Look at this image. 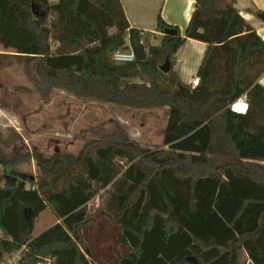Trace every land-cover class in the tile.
Returning a JSON list of instances; mask_svg holds the SVG:
<instances>
[{
  "label": "trees",
  "instance_id": "1",
  "mask_svg": "<svg viewBox=\"0 0 264 264\" xmlns=\"http://www.w3.org/2000/svg\"><path fill=\"white\" fill-rule=\"evenodd\" d=\"M193 1L185 37L150 45L131 28L121 0H0V45L36 63L45 85L129 109H169L167 150L140 148L124 129L76 157L47 159L16 147L9 158L0 145V258L24 250L25 264H240L244 253L264 264V88L257 84L264 42L234 2ZM171 28L158 17V32ZM190 39L209 45L195 90L174 70ZM140 44L145 62L113 60ZM220 68L225 86L214 93L208 85ZM244 95L247 113L233 112ZM217 141L229 159L212 158ZM28 159L40 179L16 170ZM108 188L105 207L89 220V204ZM26 208L37 217L51 209L58 223L33 236Z\"/></svg>",
  "mask_w": 264,
  "mask_h": 264
},
{
  "label": "rangeland",
  "instance_id": "2",
  "mask_svg": "<svg viewBox=\"0 0 264 264\" xmlns=\"http://www.w3.org/2000/svg\"><path fill=\"white\" fill-rule=\"evenodd\" d=\"M232 2L221 0L220 7ZM148 38L150 45L161 44V39ZM13 61L17 63L16 69L10 74H0V83L5 84L0 90V145L9 158L16 157V147L21 154L38 152L47 159L56 155L76 157L89 144L106 142L107 137L122 129L127 131L130 142L140 148L168 149L163 147L167 108L136 110L78 99L68 92L45 85L37 76L36 63H27L19 58ZM144 82H148L147 78ZM224 149L226 147L217 141L212 158L220 161L229 159ZM121 164L126 165V162ZM16 170L37 179L41 177V170L34 159L26 160ZM4 184L2 181L1 186ZM57 186H63L62 180ZM109 191L110 188L100 191L89 204V220H93L105 207ZM56 223L54 213L47 209L37 217L33 236ZM15 254H20V264L26 263L24 252ZM10 256L4 255L0 261ZM47 262L50 264L49 259ZM240 264H251L244 253Z\"/></svg>",
  "mask_w": 264,
  "mask_h": 264
},
{
  "label": "crops",
  "instance_id": "3",
  "mask_svg": "<svg viewBox=\"0 0 264 264\" xmlns=\"http://www.w3.org/2000/svg\"><path fill=\"white\" fill-rule=\"evenodd\" d=\"M121 2L132 29L140 31L143 36H152L155 39H161V41L164 33L157 31V19L159 16L166 24L180 30L182 37H185L186 30L196 9V3L193 0H121ZM233 2L234 7L239 11L242 18L249 23L258 37L264 42V22L259 18V15L264 12V0H233ZM52 3L55 4L57 1ZM57 47L58 44L56 43L52 45L53 50L57 49ZM208 48V44L190 39L175 56L174 70L178 73L182 82L190 86L192 90L201 86V84L197 87L193 86V81L195 78L200 79L198 71L203 64ZM127 52L135 53L131 47L128 48ZM15 56H17L16 53L5 50L0 45L1 75L10 74L16 69L17 63L13 59L18 57ZM258 68L260 66L253 69L247 67L246 74L252 76ZM225 76L223 68H220L215 79L208 85L211 92H219L224 88ZM136 82L141 83L144 80H137ZM257 84L264 88V73L258 78ZM4 85L0 83V90ZM245 97L246 100L244 99ZM239 100L248 103L246 95Z\"/></svg>",
  "mask_w": 264,
  "mask_h": 264
},
{
  "label": "water",
  "instance_id": "4",
  "mask_svg": "<svg viewBox=\"0 0 264 264\" xmlns=\"http://www.w3.org/2000/svg\"><path fill=\"white\" fill-rule=\"evenodd\" d=\"M36 6L33 5V9L35 11L36 15H41L38 11L35 10ZM260 20L264 22V12L259 15ZM164 36H169V37H182V33L180 30L176 28H171L167 29L164 32ZM135 54L137 57V60L140 62H145L147 60V52L143 44H140L135 50ZM160 70L167 74L171 70V63L169 60L166 61V63L160 68ZM24 215L25 218L28 222L29 225V230L30 232L34 231L35 228V222L37 219V214L32 208H26L24 210ZM187 262L189 264H198L197 260L195 258H187Z\"/></svg>",
  "mask_w": 264,
  "mask_h": 264
},
{
  "label": "built area",
  "instance_id": "5",
  "mask_svg": "<svg viewBox=\"0 0 264 264\" xmlns=\"http://www.w3.org/2000/svg\"><path fill=\"white\" fill-rule=\"evenodd\" d=\"M113 60L117 63H133L137 60L136 54L134 52H127V51H118L114 53ZM200 85V79L195 78L193 81V86L197 87ZM247 103L242 100H238L234 102L231 105V110L233 112L239 113V114H246L248 111V108L244 110V104ZM18 252H24V250H20ZM21 258L20 254L16 255L15 253L11 254L10 257L3 259L0 261V264H20Z\"/></svg>",
  "mask_w": 264,
  "mask_h": 264
},
{
  "label": "clouds",
  "instance_id": "6",
  "mask_svg": "<svg viewBox=\"0 0 264 264\" xmlns=\"http://www.w3.org/2000/svg\"><path fill=\"white\" fill-rule=\"evenodd\" d=\"M244 99L246 100V97H245ZM249 106H250L249 103H245V104H244V110H246Z\"/></svg>",
  "mask_w": 264,
  "mask_h": 264
}]
</instances>
